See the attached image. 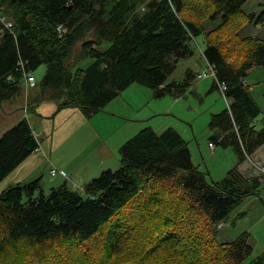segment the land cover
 <instances>
[{"label":"trees","instance_id":"obj_1","mask_svg":"<svg viewBox=\"0 0 264 264\" xmlns=\"http://www.w3.org/2000/svg\"><path fill=\"white\" fill-rule=\"evenodd\" d=\"M247 1L0 0V108L23 96V75L41 65L46 70L31 87L30 111L49 101L56 111L90 115L135 83L156 99L179 98L197 72L169 76L202 35V54L225 83L228 101L210 116V129L218 131L210 141L232 148L238 160L209 182L181 133L145 127L119 147L118 169L80 189L64 182L44 192L40 177L9 185L0 190V264H264V253L245 263L253 249L248 232L216 240L218 225L259 194L264 176V165L255 176L238 170L264 144V117L256 127L261 108L244 82L250 70L264 68V40L238 36L253 19L242 9ZM217 18L216 27L203 25ZM86 58L88 66L76 67ZM38 146L27 118L7 129L0 136V183Z\"/></svg>","mask_w":264,"mask_h":264},{"label":"rangeland","instance_id":"obj_2","mask_svg":"<svg viewBox=\"0 0 264 264\" xmlns=\"http://www.w3.org/2000/svg\"><path fill=\"white\" fill-rule=\"evenodd\" d=\"M243 11L250 12L254 11L253 13V19L247 20L244 22V24L238 29V36L239 37H257L259 40H264V29L260 30L261 27L264 26V17L261 18V21L258 20V17L262 15V12L264 11V0H248L242 7ZM245 12V13H246ZM2 20H4V24L6 27H10L11 23L4 18L1 17ZM221 21V18H217L215 20L206 19L204 22H210L213 24L212 28L216 27ZM203 22V25H204ZM216 24V25H215ZM211 28V29H212ZM1 35V32H0ZM109 43L104 42L101 46L98 48L100 50H104ZM194 44V54L191 57L181 59L179 63L177 64V67L175 71L169 76V80L171 79H179L185 70V66H190L191 69L197 70V69H204L207 66V61L204 59V56L202 54V48L205 47V39L202 35H198L193 40ZM92 62V59L86 58L82 61H80L76 67L85 68ZM46 70L45 65L39 66L35 71L32 72L33 77L35 78V81L38 82L42 76L44 75ZM203 81L202 84L206 85L204 90H200L198 93H188L187 99L185 100L187 104L190 106L186 111H183L180 107L179 110L177 106L171 107L172 104V97L165 95L162 97L165 98L167 101H159V99H156L153 97L152 90L149 87H145L142 85H138L135 83V86H141L144 90H146L147 93H143L139 90L133 89L135 87H129L126 88L124 91H122L119 96L122 98L120 99L119 103H115V107L112 106V108L109 107V104L116 101H111L104 107L103 110L97 111L96 114V120L101 124V126L104 124L103 120L108 119L105 118L100 112H106L113 110L115 113L129 117L132 115H138V116H144L148 117L150 116L144 123H139V121H125L128 131H131L133 129L134 132H132L129 136L127 135L126 131L127 129L124 128L122 123H116L112 125L104 124L106 128V133H108L109 142L113 144V142L120 141L119 145L116 146V149L119 150V147L130 137H132L135 133H137L140 129L145 127H150L154 129L157 132H160L164 130L167 127H172L175 130H177L181 135L186 139H190L192 150V156H193V162L196 165H199V169L204 172H208L207 180L209 182L211 181H219L222 179L227 172L235 166L236 163H238L237 156L235 152L230 147H222L218 144H215L214 148L217 150L216 155L212 156L211 149L212 146L209 145V141L212 135V131L210 130V127L208 125V122L210 120V116L212 114L218 113L222 111L227 106V101L225 100L221 90L217 87H211L214 80L211 77H206L202 79H197L193 85H196L198 82ZM245 82L250 85V88L252 89V95L259 107L261 108L260 114L257 116V118L254 119L253 123L256 127L261 126V120L264 117V68L263 67H256L249 71V74L245 78ZM137 84V85H136ZM33 93L32 88L25 89V92L22 97H17L14 99V101H7L3 103L2 107L0 108V114H7L10 110L7 109V105L11 106V103H21V107L25 104V101L28 103L30 102L31 94ZM119 98V97H118ZM152 98V99H149ZM142 101L144 104L143 107L142 104H137L139 101ZM171 103V104H170ZM20 105V104H19ZM153 107L155 109H164L159 114H154L151 116L152 112H149L153 110ZM142 108V109H141ZM111 109V110H109ZM139 109V110H138ZM186 117H189L191 123L196 131L195 138L189 137L187 134H184L182 132V125L177 121V119H180L182 121H189L185 120L183 116V113ZM148 113V114H147ZM30 122L33 121V116L29 117L28 119ZM218 131L213 130V136H217ZM45 138V136L42 135V132L40 131V135L38 136L39 140H42ZM197 142H199L200 147L202 148V156L197 149ZM189 143V141H188ZM96 145V143H95ZM204 146V147H202ZM210 148H209V147ZM110 150V145L107 146ZM261 148V146L256 150L258 151ZM117 150V151H118ZM255 151V152H256ZM255 152L250 155V159L246 157L244 161L254 162L259 166L264 165V148L255 154ZM214 153V152H213ZM115 156L119 159L118 162H112L110 163L111 159L114 158L112 154L106 153L103 156V160L106 163V166H100V170L98 173L94 176L97 177L102 171L111 169L116 170L120 166V156L119 151ZM39 159L45 164L42 165V167H39V175L41 178L42 188L44 192H47L51 187L58 186L61 183L65 182L66 179L60 175L58 172L56 175H51L49 172L51 168L48 167L50 165L51 159L48 158L46 154L43 155V153H40L38 155ZM203 157V158H202ZM53 160H56V157L53 155ZM75 160V159H74ZM73 160V161H74ZM243 162V161H242ZM241 163V162H240ZM109 164V165H108ZM251 164V163H250ZM252 165V164H251ZM243 175V173H241ZM244 177H247L243 175ZM93 177V178H94ZM27 180L28 181H31ZM70 180H67L68 185L73 189H78V187L74 186L77 184L72 185ZM261 185L259 187V194L258 195H251L244 200H242L237 206L231 211L228 219L221 224L218 225V232L216 240L217 242H229L235 239L241 232L246 231L249 234L248 241L252 245V253L248 258L245 259V263H248L250 260L254 259L255 257L261 255L264 253V176L260 177ZM8 181L5 179L0 183L4 185H13L12 181H9V184H7ZM81 185V184H79ZM7 186L2 187L6 188ZM0 189V190H1Z\"/></svg>","mask_w":264,"mask_h":264},{"label":"crops","instance_id":"obj_3","mask_svg":"<svg viewBox=\"0 0 264 264\" xmlns=\"http://www.w3.org/2000/svg\"><path fill=\"white\" fill-rule=\"evenodd\" d=\"M252 12L254 11H250L246 13H252ZM260 16L261 18L264 17V11ZM261 18L259 21H261ZM204 25L207 29H211L213 26V24H211L210 22H205ZM263 29L264 26L260 28V30ZM186 68H191V67L185 66V69ZM200 70L201 69H197L194 71L198 72ZM202 82L203 81H200L196 85H192V87L189 89L191 91H188V93L194 94V93H198L200 90H204L206 85L202 84ZM129 87H135L133 89L148 94V92H146V90L141 88V86H135V84H131L127 88ZM211 87L213 88V86ZM188 93H186L184 96H181L179 98H171L173 102L172 104L170 103L171 107L169 108H173L174 106H177L179 110L178 107L179 105L183 111H186L188 108H190V106L185 101L187 99L186 97ZM118 97L116 98L118 99L117 102H112L109 104L110 108H112V106L115 107L114 106L115 103H119L120 99H122L120 96ZM116 99L113 101H116ZM159 101H167V100H165V98L163 99L159 98ZM146 102L147 101L143 103L140 100L137 104H142L141 107H143L144 104H146ZM11 104H12L11 106L9 105L5 106L7 107V109L10 110L6 115L0 114V136L7 129L12 127L21 118L24 117V109L23 107H21L22 102L21 103L13 102ZM34 105L35 107L34 106L32 107L33 110L30 111L29 109L30 113L27 119L33 116V121L31 122L29 121V123L34 130L37 139L38 136L40 135V131L42 132V135L45 136V138H43L42 140L38 139V141H39V146L41 147V153H45L51 159L52 163H49L50 165H48V167L51 168L52 166H55L52 167L49 172L51 173V170L55 168L57 170V173L59 172L60 175L66 179L65 181L66 183L67 180H70L71 183H73L72 185L77 184L74 186L78 188H81L88 181H90L98 173V171L100 170V166H106V163L103 160V156L106 153L112 154L114 156V158L111 159L110 163L118 162L119 160L115 156V153L116 154L118 153L117 151L118 149H116V146L119 145L120 141L117 142L115 141L113 142V144L109 142L108 133H106V128L104 124L112 125L119 123L120 125L121 122L124 128L127 129L126 133L129 136L132 132H134V130H136V127L135 129L128 131L129 129L132 128H127L125 121H129V120L139 121V123L143 124L144 121H146L150 117V116L144 117L147 115L138 116L136 114L129 117H125L109 109L111 111L107 110L106 112L103 111L100 112V114H97L100 116L102 114L105 118H108L103 120L104 124L101 126V124L95 118L96 117L95 113L88 115L87 112H83L78 108H72V107L63 108L59 111H56L55 105L49 101H43L41 103H36ZM163 110L164 109L161 108L155 109L153 107V110L149 111L152 113L149 114L153 116L154 114H159ZM182 113L184 116L182 118H184L185 120H189V121H182L180 119H177L179 123L184 125L182 127L183 128L182 132L184 134H187L189 137L195 138L196 131L194 126L191 123H189L191 122L190 118L186 117L184 115V112ZM211 131L213 135V130ZM185 140L187 142L189 141L188 144L192 154L193 148L191 147L190 139L186 138ZM196 144H197V149H199L202 156L203 152L199 142H197ZM109 145H110V150L107 147ZM263 148H264V144L261 146V148L258 151L255 152V154L260 152ZM210 149L212 156L216 155L217 150L214 147ZM38 155L39 154L33 153L31 156L23 160L13 171H11V173H9V175H7V177L5 178V180L8 181L7 184H9V181H12L13 184L24 183L27 180L40 177L39 167H42V165L45 164V162L41 161ZM53 155L56 157V160H53ZM250 163L248 161H243L239 163L238 164L239 172L243 173V175L247 177L258 175L259 172L256 169L255 163L253 162ZM4 186L7 185L1 184L0 189Z\"/></svg>","mask_w":264,"mask_h":264},{"label":"built area","instance_id":"obj_4","mask_svg":"<svg viewBox=\"0 0 264 264\" xmlns=\"http://www.w3.org/2000/svg\"><path fill=\"white\" fill-rule=\"evenodd\" d=\"M58 30L61 31L60 27H59ZM206 77H211L215 82H217L215 69L209 63L207 64V66L204 69L200 70L196 74V78L197 79H202V78H206ZM23 84H24L25 89L35 86L36 81H35V78L33 77L31 72H26L23 75ZM217 85L221 88V90H224V88H225V84L224 83H217ZM227 107H228V101H227ZM23 109H24V117H26L27 116V112H28V108H27V104L26 103L23 105ZM34 153L40 154L41 153V147L38 146L35 149ZM246 157H248V159H250V157L248 155H246ZM255 166H257L256 163H255ZM56 173H57V170L55 168H53L51 170V174L55 175Z\"/></svg>","mask_w":264,"mask_h":264},{"label":"bare ground","instance_id":"obj_5","mask_svg":"<svg viewBox=\"0 0 264 264\" xmlns=\"http://www.w3.org/2000/svg\"><path fill=\"white\" fill-rule=\"evenodd\" d=\"M211 14V13H210ZM215 14V13H214ZM208 15V14H207ZM206 18V17H205ZM215 18V17H214ZM201 21V20H200ZM226 31V30H225ZM245 81V80H244ZM217 83H224V82H221V81H219L218 79H217V82H216V84ZM225 84V83H224ZM217 88H219L220 90H221V88L217 85ZM225 90H226V86H225V88H224V90H221V92H222V94H223V96H224V93H225ZM209 145L210 146H212V147H214V144L212 143V142H209ZM43 155H45V153H43ZM49 158V157H48ZM80 189V188H79Z\"/></svg>","mask_w":264,"mask_h":264}]
</instances>
